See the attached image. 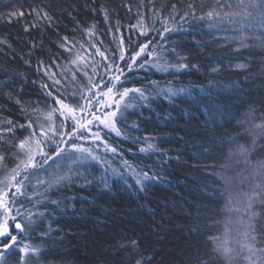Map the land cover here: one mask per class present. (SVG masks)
<instances>
[{"label": "trees", "instance_id": "1", "mask_svg": "<svg viewBox=\"0 0 264 264\" xmlns=\"http://www.w3.org/2000/svg\"><path fill=\"white\" fill-rule=\"evenodd\" d=\"M106 85L143 97L123 100L120 135L103 132L97 162L56 173V184L37 182L41 159L21 170L11 206L31 227L4 264L20 263V244L39 250L38 264H243L216 242L230 215L223 178L240 181L235 192L264 184V0H0L2 170L17 168L20 141L39 137L56 98L87 106ZM53 113L52 157L72 131ZM249 210L264 257V195Z\"/></svg>", "mask_w": 264, "mask_h": 264}, {"label": "rangeland", "instance_id": "2", "mask_svg": "<svg viewBox=\"0 0 264 264\" xmlns=\"http://www.w3.org/2000/svg\"><path fill=\"white\" fill-rule=\"evenodd\" d=\"M237 43L244 45L245 40L238 37H230ZM107 92V91H105ZM100 91H95L93 100L91 104L93 105L92 108L87 109L85 113H81L79 110L76 112L77 118H79L81 115H86L87 111H92L96 115H99L103 118V115L106 113H110L112 111H116V105L113 103V101H117L119 99L117 93L112 92L111 98L109 96H104L103 93ZM123 101H120V105ZM111 105L110 107H107L106 105ZM60 108V105H58V109ZM48 116V115H47ZM47 116H45L43 119V131H48L49 125H52L54 130L56 127H58L55 122V116L53 113V119L52 121H49L47 119ZM58 116L60 117L65 130L70 128L73 130L75 127V123L71 119H65L64 116L60 115V112L58 111ZM91 119V117H88ZM115 121V117L112 118ZM90 131L88 130H80L79 132L73 133L71 137H69L68 143L77 146H82L85 149H89L91 152V155L89 153H81L75 151L70 145V147L64 149L63 156L57 157L54 155L52 157V160L49 159L47 163L41 162V164L38 165V167L43 169V173L41 172L39 176H41V180L43 182H39L41 184H44V182H50L53 184H56L58 180V175L56 176V173H62L68 172L65 175H69V172L71 168L78 164L90 162V161H98L99 154H97L100 151H107L109 150L108 147H105L107 143L104 141L103 138V132L109 131L112 134H116V131H113L111 128L104 127L103 124H101L99 121H93L91 125H89ZM115 128L117 129L116 125ZM52 132H48V137H42L41 133L39 137L37 138H30L26 140V146L25 149H21L22 159H26L25 152L28 151L30 148L32 150V153L34 155V162L38 159L43 160L42 156L38 154V150L36 147L37 141H42V147L45 153L48 152L46 150V145L52 142ZM72 132V131H71ZM99 132L101 139L97 140L94 138L93 133ZM83 138H79V137ZM68 137V136H67ZM92 157H96V159H93ZM36 163V162H35ZM37 164V163H36ZM23 171V167L21 166L20 171ZM12 172L4 171L0 167V181H4V183H0V188H3L5 191H9L10 189L5 188V184L7 181L5 180L6 177H10ZM257 172L255 173V175ZM18 177V176H17ZM48 177V178H47ZM47 178V179H46ZM46 179V180H45ZM225 183L228 185L226 189L228 191H231L230 195V202H229V217L227 222V229L223 233V235L217 240L216 244L220 248V252L223 253V255L227 256L228 258L232 260H237L239 258L242 259L243 264H250V261L248 257L251 255L250 249L255 252V255H251V261H257L258 257H261L260 254H258L256 251L253 250V247L251 245L250 239H249V229L247 223L249 222L246 219V210H249L251 204H254L255 201L258 200L257 193H260L259 190L248 192V190L243 188H237L238 191L236 192L233 190L236 187H239L241 185L240 181L236 179H229V177L223 178ZM45 180V181H44ZM24 184V180H23ZM250 185H254V183H250ZM24 186V185H23ZM54 186V185H53ZM255 186V185H254ZM48 187V186H47ZM50 187V186H49ZM257 189V188H256ZM250 204V205H249ZM25 245L20 244V248L24 247ZM19 248V249H20ZM10 252H6L2 258H0V264H4V258L6 255H8ZM36 253H33L29 251L28 253H22L20 252V263L19 264H38V261H32L31 256H35ZM28 258L30 260H28Z\"/></svg>", "mask_w": 264, "mask_h": 264}, {"label": "snow or ice", "instance_id": "3", "mask_svg": "<svg viewBox=\"0 0 264 264\" xmlns=\"http://www.w3.org/2000/svg\"><path fill=\"white\" fill-rule=\"evenodd\" d=\"M175 5H173V9H175ZM191 7V6H190ZM11 15L15 16L16 13H12ZM20 16H23L24 13L21 11L19 13ZM37 15L39 16V13H37ZM209 15H212L211 13H209ZM44 18L50 19V17H47V14H44ZM107 18V17H106ZM181 19H183V17H181ZM28 28H25V31H27ZM164 32H170V31H174L175 29H170L168 27H164ZM143 35H147L146 32L142 33ZM151 42H149L150 44ZM149 44H144L139 46V51H136L134 53V55L131 56V60L133 63H135L137 61V58L141 56L142 53L145 52V50L149 47ZM63 46V45H62ZM99 51V50H98ZM101 56H103L104 54L101 52L100 53ZM121 59H124V54L121 53L120 56ZM115 70V72L120 73L121 75H123V69H121L119 66L113 65L112 66ZM129 69L132 68V64L128 65ZM140 67H143V64L140 65ZM181 67H187V65L185 64H181L178 66V68ZM112 79L119 81L120 77L119 76H113ZM55 84H59L60 81L59 80H54ZM43 87H48L47 85H43ZM107 87V92L103 93L104 96H109V98H111V94L113 92V88L115 87L114 85L111 87ZM130 92H135L138 93L141 97H143V92L141 89H128V88H124L123 91H118L117 95L119 97V99L117 101H113V103H115L116 105V109L119 110L120 108V101L125 100L126 97L129 96ZM49 95H52V93H49ZM54 103L60 105L59 109H53L51 112L48 113L47 119L49 121H52L53 119V112L59 111L61 116H64L65 119H71L74 121L75 123V127L73 128L72 132H68L66 133V135H68L69 137H71L73 135V133L79 132L80 130H88L90 131L89 125H91L93 123V121H99L101 124L104 125V127L106 128H111L113 131H116L117 135H120V132L118 129L115 128V121L112 119L113 117L116 116L117 112L116 111H112L110 113H106L103 115V118L99 115H96L94 112L92 111H87L86 115H81L79 118H77L76 116V112L77 110H79L81 113H85L86 112V108L90 109L93 107V105L91 104V101H89L88 105H79L77 104L75 108L69 106L68 104H65L63 99L61 98H56L54 100ZM107 107H110L111 105H106ZM129 105L126 103L124 105L125 108H127ZM91 117V119H89L88 117ZM9 124H11V121H8ZM32 124L31 122H29L28 127H31ZM63 123L61 124V127H63ZM21 127H23V125H21ZM8 131H12V128H9ZM50 131H54V128L52 125H49L48 131H41V136L47 138L48 137V132ZM58 135L61 136V143H64L63 140V135L65 134H61V133H57ZM35 135V133H33V136ZM93 136L95 139L99 140L101 139L99 132L93 133ZM79 138H83L82 136ZM53 143H56V141H52ZM42 145V141H37L36 142V147L38 150V154L40 156L43 157V162L47 163V161L49 159H52V155L49 153H45L43 150ZM26 146V141H20L19 143V147L20 149H25ZM71 147L73 149H75V151L77 152H81V153H89V155H91V152L89 149H85L82 146H77L75 144L71 145ZM105 147H108L107 145H105ZM149 148H151V145H149ZM144 149H141V151H143ZM64 149L62 147H60V144L57 143L56 148L54 149V153L57 157L63 156L64 154ZM111 151L115 152V148H112ZM25 156L26 159H21L20 163L17 165V168L12 170V174L10 177H6L5 180L7 181V183L5 184V188L8 189H15V192H10V191H5L3 188H0V258H2L4 256V254L6 252H9L13 249H15L18 245V241H17V235L14 234V232H20L23 233L27 230L30 229L31 227V222L29 221L28 223H23L21 222L20 219H18V217H21L23 215V213L17 209L15 211V213H13V208H12V204L15 203V199L14 197L17 194H23L21 189L23 187V181L22 180H17V176L21 175V166L23 167V171H27L29 168H34L36 167V163L34 162V155L32 153V150L29 148L28 151L25 152ZM93 159H96V157H92ZM3 157L0 156V160H2ZM27 177H25L26 179ZM145 179H147V175H145L144 177ZM62 179V178H61ZM139 182V181H138ZM0 183H4V181H0ZM20 252L22 253H28L29 251L35 253L38 252L39 250L36 248H30V246L25 245L24 247L19 249ZM251 255H255V252H253L250 249ZM251 255L248 257L250 264H264V257H258L257 261H251ZM139 264V262H138Z\"/></svg>", "mask_w": 264, "mask_h": 264}, {"label": "bare ground", "instance_id": "4", "mask_svg": "<svg viewBox=\"0 0 264 264\" xmlns=\"http://www.w3.org/2000/svg\"><path fill=\"white\" fill-rule=\"evenodd\" d=\"M231 37H237V36H234V35H233V36H231ZM229 38H230V37H229ZM249 181H250V180H249ZM251 181H252V180H251ZM252 182H253V181H252ZM263 185H264V184L261 185V184H258V183H257V188L261 189V191H260V193H258V192L255 191V192L257 193V196L260 198V200L262 199V196L264 195V187H263ZM259 198H258V199H259ZM245 216H246V218H248V221H249V222L247 223V225H248V227H249V226H250V220H249V218H251V210H246V215H245Z\"/></svg>", "mask_w": 264, "mask_h": 264}, {"label": "water", "instance_id": "5", "mask_svg": "<svg viewBox=\"0 0 264 264\" xmlns=\"http://www.w3.org/2000/svg\"><path fill=\"white\" fill-rule=\"evenodd\" d=\"M22 233H20V232H16V235L18 236V235H21Z\"/></svg>", "mask_w": 264, "mask_h": 264}]
</instances>
